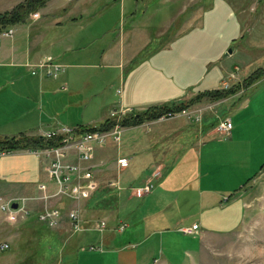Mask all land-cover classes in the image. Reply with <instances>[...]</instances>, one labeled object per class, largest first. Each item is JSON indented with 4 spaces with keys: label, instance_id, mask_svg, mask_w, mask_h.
<instances>
[{
    "label": "crops",
    "instance_id": "crops-1",
    "mask_svg": "<svg viewBox=\"0 0 264 264\" xmlns=\"http://www.w3.org/2000/svg\"><path fill=\"white\" fill-rule=\"evenodd\" d=\"M98 1L48 0L36 11V18H29L24 27L14 30L11 38L0 42V138L40 135L59 126L57 102L84 103L82 91L74 87L73 80L78 75L81 77V69L85 67L113 69L117 97L108 110L129 107L133 112L186 101L197 94L217 90L228 76H234L237 65L229 71L224 61L236 53L235 44H231L233 48L227 47L242 35L239 36L237 19L227 0L205 3L204 0H163L168 3L170 17L155 34L149 33L146 26L135 25L132 19L138 11L128 9L131 23L94 52L97 61L80 63L74 51L76 27H80L86 14L85 17L92 14L91 7ZM175 18L178 22L173 24ZM229 49L231 54L227 55ZM79 51L88 54L86 49ZM45 58L64 66L59 78L30 75L28 66ZM61 85L66 89H60ZM234 108L229 107V113L224 111L219 115L207 112L198 121L187 120L182 112L169 118L143 121L122 127L123 137L118 143L107 140L95 146L92 158L81 163L90 167L98 183L92 195L79 201L60 197L49 200L50 206L60 209V226L65 227V231H69L65 213L75 209L82 220L80 231L92 227L100 232V246L92 249L99 254H77L75 264H191L204 236L237 228L250 210L246 194L259 188L264 196V163L251 165L250 160L258 157L263 146L257 139L251 145L237 143L242 124L231 119L251 114L256 123L263 121L264 89L246 95ZM189 114L197 116L194 111ZM212 115L216 118L214 126L222 115L231 122L228 134L217 132L223 136L222 154L213 155L212 140L207 139L216 133L214 126L205 129L214 121L207 119ZM104 119L100 117L96 124ZM67 122L69 124L63 125H96ZM261 126L257 124L258 128ZM234 156L240 161V172L228 168L227 162ZM117 157L127 158L128 166L116 169ZM69 161H75L72 151ZM133 162L139 163L140 171L122 181L119 172L129 169ZM42 164L41 158L25 149L12 151L0 158V182L37 196L39 183L48 189L53 186ZM154 172L158 175L152 179V189L140 195L136 188ZM108 181H116L117 186L108 187ZM138 198L142 200L136 202L139 205L136 207L134 200ZM34 204L29 205L32 208L28 207V215L33 217L38 230L46 232L38 234L36 231L29 249L26 245L8 253V257L15 259L9 264H63L60 256L54 258L48 251L47 245L54 239L64 242L72 234L38 222L36 214L41 207ZM99 210L110 211L99 219L105 222L102 230H98L97 223H92ZM123 223V229L117 231L115 228ZM192 225L195 229L191 234L178 230ZM115 233L122 236L114 237ZM184 238L192 240L191 244L186 246L181 242ZM102 244L110 251H102ZM73 246V249L79 248L76 242ZM156 255H159L157 259Z\"/></svg>",
    "mask_w": 264,
    "mask_h": 264
},
{
    "label": "rangeland",
    "instance_id": "rangeland-1",
    "mask_svg": "<svg viewBox=\"0 0 264 264\" xmlns=\"http://www.w3.org/2000/svg\"><path fill=\"white\" fill-rule=\"evenodd\" d=\"M20 1L21 0H0V12L10 10ZM204 2H207V0ZM227 2L233 9V14L237 19L239 36H242L241 38H238L239 40H233L229 47H227V49L231 47L233 48V45L231 44H235L234 48H236V53L234 52L229 56L224 63L229 66V71L232 70L233 65H237L239 69L235 70L236 72L233 73V77L228 76L226 78V83L225 81L222 82L221 86L224 83L226 84L225 86L220 87L217 90L225 91L230 88H236V90L233 94H228L225 97L222 96L219 99H210L206 96L202 100L201 97L198 101V103H200L198 106L190 105L191 109L187 108V113L184 114L187 120L189 119V116L192 115L189 114L192 111L197 115L196 117H198V120L199 117L201 118V115H205L207 112H209L208 114L217 113L218 115L224 111L225 113H229L227 112L228 108L236 107L246 95L249 96L256 91L264 89V0H227ZM83 8L85 7L82 6V9ZM131 8L138 11L135 12L134 18L132 19L134 20L135 25L139 24L146 26L151 34H155L158 29H161L170 17L168 3L163 0H121V2L120 0L98 1L96 5L91 7L92 14L89 17H85L88 15L86 14L84 16L85 18L83 17L78 25L80 27H76V34L74 35L76 36L74 51H77L78 61L80 63L97 61L94 52L104 47L106 42L108 43L111 41L117 33L131 23L132 20L127 14L128 9L131 10ZM171 10L173 12L174 8ZM139 11L144 12L140 14ZM29 18L32 19L28 16L27 20ZM171 19L173 18L171 17ZM177 19L178 18L174 19L173 24L178 22ZM27 20L12 25L13 29L15 30L18 26H20V28L24 27L29 22ZM84 49L88 51V54L79 51ZM226 53L227 55H230L231 51ZM81 70L83 71L81 77H79V75L76 76L73 80V85L75 88L81 89L82 97L85 99L83 104L76 105L74 104L75 100L73 102H66L64 100L59 101V95L56 94L59 102H57L55 108L60 115L62 122H60V125H63V123L69 124L67 121L71 120L78 124H96L100 121V117H108L110 112L108 108L111 107V102L117 97V94L115 93V84L117 83V80L114 79L113 69L94 66L85 67V69ZM251 74L260 75V77L254 82H251L249 86L245 87L243 80ZM7 90L8 89H4V91ZM64 105H66V108ZM111 110L113 109L111 108ZM234 110L235 108L232 109V111ZM223 117H226V115L220 116L217 121ZM207 119L210 121H216L214 115L210 117L208 116ZM204 120L205 118L203 121ZM231 120L234 123L237 121L242 124V128L239 131V136L236 141L237 143L246 146L247 143L248 145H251L257 139L261 146H263V150L260 149L259 153H257L258 157L250 160L251 165L255 164L259 166L260 163H264V119L263 121L256 123L253 115L243 114L239 119L232 118ZM257 124L262 126L258 128ZM16 137L18 138L19 135ZM122 137L123 134L122 136L120 134V138ZM222 137L223 136L217 134L216 131V133L211 134L207 138L212 140L211 145L214 146L212 150L213 155H215L216 152L222 154ZM132 164L129 165V169L127 168L126 170L119 172L122 181L140 171L138 170L139 163L133 162ZM246 164L247 160L244 159L243 166L246 167ZM227 165L230 170H233L234 168V172H240L241 164L239 159L235 156L231 157L227 162ZM93 178L96 180L94 176ZM97 186L98 183L96 184V188L90 191L87 197L79 198L75 201L88 199L97 189ZM56 191L57 189L55 185H53L49 189L46 188L44 194L40 195L38 193L40 199H35V195H32L31 192L24 194L16 187L4 185L0 182V203L7 200H14L18 197H27V208L31 207L29 205H35L34 203L39 204L40 207H43L44 205L50 206L49 200L58 197L59 195ZM41 196L52 197L48 198L49 200L47 199L44 201L41 199ZM60 198L66 199L65 197ZM245 199H247L250 204V210L246 215L245 220H242L239 226L232 231L219 234H207L204 236L201 241L202 245L199 252L194 255L191 264H264V196L262 195V190L258 188V190L248 192ZM141 200L142 198L135 199L134 206L138 207L139 205L136 202H140ZM27 203L30 204L28 205ZM107 213H110V211H97L92 223L98 224L99 221H101L99 219L106 216ZM123 217L125 218L124 215ZM31 218H33L31 215L25 217L18 213L11 214L0 211V241L8 244L6 250L0 251V264H9L10 261L14 262V257H8V253L13 252V250H17L20 247H25L26 245H28L29 249V247H31L30 244L33 243L32 241L35 232L42 231L38 230V227L34 224L35 221ZM60 224L61 221L58 223V229L56 230H62L63 233L67 232V234L71 233L72 235L68 236L64 242L59 239H54L52 243L50 242L51 244L47 245L48 251L54 254V258L60 256V260H62L63 264H75L77 254H99L98 251L87 249L88 245L100 246L99 231L92 227H89V230L80 232H72L70 229L69 231H65V227L60 226ZM66 230H68V227ZM114 235V237L122 236V234L116 233ZM29 237L30 239H28ZM77 237L78 239H76ZM191 241L192 240L187 238L181 239V242H184L186 246L191 244ZM75 242L76 244L78 243V247L83 250H80L77 247L73 249V244ZM101 248L103 249L102 251H110V249H107L103 244ZM158 257L159 255H156V259Z\"/></svg>",
    "mask_w": 264,
    "mask_h": 264
},
{
    "label": "built area",
    "instance_id": "built-area-1",
    "mask_svg": "<svg viewBox=\"0 0 264 264\" xmlns=\"http://www.w3.org/2000/svg\"><path fill=\"white\" fill-rule=\"evenodd\" d=\"M31 18L36 16V12L29 14ZM14 34V29L12 25L0 27V41L3 39L11 38ZM64 66L59 62L51 59L45 58L41 62L28 66V71L32 76L45 77L48 79H57L62 73ZM237 70V67L235 68ZM230 77H233L231 75ZM226 83V81H225ZM223 84L225 86L226 84ZM60 89L65 90L66 86L61 85ZM119 92V90H116ZM186 110V109H185ZM185 110L180 112L186 113ZM132 109L129 107H117L116 109L110 110L108 117L112 120V125L104 130L92 129L86 130L78 126H67L59 125L53 129L47 130L40 134V136L49 142L47 146L35 147L25 149L28 153L35 155L43 160L42 169L47 175V179L55 185L57 189L58 197H65L70 200H78L79 198L87 197L90 191L96 188V180L93 178V173L90 167H84L81 165L82 162H86L92 158L94 147L104 144L107 140H111L113 143H118L121 133L122 126L119 124V120L126 114L132 113ZM179 113V112H177ZM176 113L167 112L161 117H172ZM160 118V117H159ZM193 121H198V117L189 116ZM215 130L221 134H228L231 128V122L228 117H223L215 124ZM84 128V127H83ZM81 129V130H80ZM39 135V134H38ZM74 153L75 161H69L70 152ZM10 150L0 149V158L9 154ZM116 169H124L128 166V160L125 157H117L115 159ZM158 172L151 174L150 178L144 182L143 185L136 188V192L141 194L148 193L152 187V179L157 177ZM108 187H116V181H108ZM37 190L42 195L45 193V184L39 183L37 185ZM35 199H40V197L34 196ZM52 196H41V199L46 201ZM54 197V198H58ZM49 200V199H48ZM27 197H18L14 200H7L0 203V211L7 212L11 214L18 213L21 216H27L30 210L26 207ZM16 203V207L12 208L11 204ZM61 211L54 206L44 205L36 214V220L48 228L57 227L58 223L61 221ZM66 219L69 222V229L72 232H78L81 230L80 218L75 209H69L65 213ZM105 226L104 221H99L98 230H102ZM125 224H118L115 228L117 231L123 229ZM195 229V226L179 227L178 230L183 234H191ZM8 244L6 242L0 241V251L6 250ZM96 246H87L88 250L95 249ZM53 264H60L55 262Z\"/></svg>",
    "mask_w": 264,
    "mask_h": 264
},
{
    "label": "trees",
    "instance_id": "trees-1",
    "mask_svg": "<svg viewBox=\"0 0 264 264\" xmlns=\"http://www.w3.org/2000/svg\"><path fill=\"white\" fill-rule=\"evenodd\" d=\"M46 1L48 0H21L15 6H13L10 10L0 12V27H5V26L25 22L27 20L28 14L34 13L38 9L42 8L44 4L46 3ZM259 77L260 75L251 74L249 77L243 80L244 86L245 87L249 86L251 82H254ZM235 90L236 88H230L229 90H225V91L213 90V91L197 94L194 97L189 98L186 101L153 106V107H149L140 112L134 111L132 113L124 115L119 120V124L122 127L138 125L140 123H143V121L157 119L161 115L167 112L177 113V112H180L181 110H185L193 103L198 102L199 99L203 96H207L210 99H219L222 96L225 97L228 94H233ZM214 122L215 121H212V123L208 124L205 127V129L212 128L214 126ZM111 125H112V120H110L109 118H105L101 123L93 125V126H89V127L82 126V125H79V126L80 128L86 129V130H92L94 128L99 129V130H104V129L109 128ZM48 144L49 142L44 140L40 135H31V136L19 135L18 138L17 137L0 138V149L10 150V151L23 150V149H29V148H35V147H43V146H47ZM43 233H44L43 230L38 232V234H43Z\"/></svg>",
    "mask_w": 264,
    "mask_h": 264
},
{
    "label": "water",
    "instance_id": "water-1",
    "mask_svg": "<svg viewBox=\"0 0 264 264\" xmlns=\"http://www.w3.org/2000/svg\"><path fill=\"white\" fill-rule=\"evenodd\" d=\"M230 51H231V50L229 49L228 52H230ZM11 207H12V208H15V207H16V203H12V204H11Z\"/></svg>",
    "mask_w": 264,
    "mask_h": 264
}]
</instances>
